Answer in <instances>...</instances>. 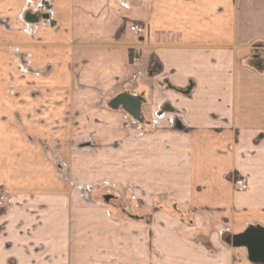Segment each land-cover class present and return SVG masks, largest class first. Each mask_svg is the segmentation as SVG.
<instances>
[{
    "label": "crops",
    "instance_id": "obj_1",
    "mask_svg": "<svg viewBox=\"0 0 264 264\" xmlns=\"http://www.w3.org/2000/svg\"><path fill=\"white\" fill-rule=\"evenodd\" d=\"M134 23L142 35L129 30ZM11 44L20 91L0 93V190L13 204L64 203L59 155L106 134L117 99L124 111H165L156 170L169 184L200 194L225 160L241 157L222 177L239 173L247 190L232 192L229 204L195 203L237 234L264 228V0H0V46ZM152 56L159 68L150 73ZM241 134L259 138L252 150L240 152ZM11 206L6 215L18 211ZM19 217H0L1 243L13 246L0 252V264H91L88 255L58 251L67 239L51 217L39 229ZM27 228L38 232L23 237ZM45 230L54 251L17 247L41 246ZM210 241L212 253L198 246L184 257L257 264L245 247L225 248L216 235Z\"/></svg>",
    "mask_w": 264,
    "mask_h": 264
},
{
    "label": "rangeland",
    "instance_id": "obj_2",
    "mask_svg": "<svg viewBox=\"0 0 264 264\" xmlns=\"http://www.w3.org/2000/svg\"><path fill=\"white\" fill-rule=\"evenodd\" d=\"M17 57L16 46H0V93L20 91L17 68L12 63L17 62L18 66ZM154 68L157 69L156 65ZM142 101L144 104L146 100ZM111 103L105 101L103 105L110 110ZM117 103L116 99L114 113L110 110L114 114L109 118L110 123L108 117L105 118L110 125L106 127V134H91L86 145L65 150V157L59 155V170L69 189L64 203L33 205V198L25 197L2 206L4 212L0 217L13 221L22 215L19 221L32 219L37 229L51 217L58 225L59 234L62 229L60 235L67 239L59 243L58 251L88 255L91 264H193L184 254L198 246L212 253L214 247L210 237L215 235L225 248L235 252L243 248L231 244L238 232L217 222L208 207L195 203L196 200L229 204L233 197L236 198L232 192L241 191L236 190L232 180L240 174L230 172L229 179L222 175L229 166L241 165V157L225 160L211 181L212 185L200 194L180 189L157 177H161V171L160 168L156 170V166L163 158L158 130L165 111L159 108L153 113L143 106L139 113L137 110L126 112L118 109ZM253 144L256 139L241 134L238 149L247 152L252 150ZM200 180L194 178L192 182ZM178 189L183 194H179ZM1 194L6 193L0 190ZM11 205L19 206L16 216L5 214ZM2 231L0 228V234ZM31 231L38 232L34 228L21 229L22 236H32ZM45 232L41 246L17 247L25 251H54V243L44 242L48 238L52 241V236L46 238ZM4 247L13 246H3L0 239V252Z\"/></svg>",
    "mask_w": 264,
    "mask_h": 264
},
{
    "label": "water",
    "instance_id": "obj_3",
    "mask_svg": "<svg viewBox=\"0 0 264 264\" xmlns=\"http://www.w3.org/2000/svg\"><path fill=\"white\" fill-rule=\"evenodd\" d=\"M32 17V16H30ZM46 17V16H45ZM234 247H245L250 262L264 264V228L248 227L232 237Z\"/></svg>",
    "mask_w": 264,
    "mask_h": 264
},
{
    "label": "built area",
    "instance_id": "obj_4",
    "mask_svg": "<svg viewBox=\"0 0 264 264\" xmlns=\"http://www.w3.org/2000/svg\"><path fill=\"white\" fill-rule=\"evenodd\" d=\"M129 30L133 32L136 35H142L145 31L144 26H141L137 23L131 24L129 26ZM164 116V113L162 117ZM233 185L235 186L236 190L238 191H245L248 188V182L243 176H237L232 180ZM12 203V198L8 196L7 194H1L0 195V207L8 205Z\"/></svg>",
    "mask_w": 264,
    "mask_h": 264
},
{
    "label": "trees",
    "instance_id": "obj_5",
    "mask_svg": "<svg viewBox=\"0 0 264 264\" xmlns=\"http://www.w3.org/2000/svg\"><path fill=\"white\" fill-rule=\"evenodd\" d=\"M120 34V30H117V32H116V36H118ZM158 62L155 60V58L152 56L151 58H150V60H149V64H148V71L150 72V73H152V72H155V71H158L157 69L159 68V65L157 64ZM154 65H156V70H155V68H154ZM257 140H259V138L257 137L256 138V141ZM229 175H227V179H229ZM4 212V210H3V208L2 207H0V214L1 213H3Z\"/></svg>",
    "mask_w": 264,
    "mask_h": 264
}]
</instances>
